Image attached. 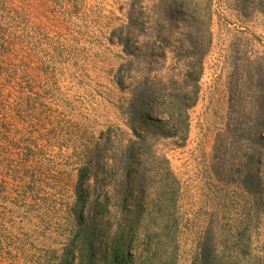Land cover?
Here are the masks:
<instances>
[{
  "label": "rangeland",
  "instance_id": "374dc122",
  "mask_svg": "<svg viewBox=\"0 0 264 264\" xmlns=\"http://www.w3.org/2000/svg\"><path fill=\"white\" fill-rule=\"evenodd\" d=\"M131 2L0 0V264H112L119 230L129 264H264V0H212L184 140L154 124L124 161Z\"/></svg>",
  "mask_w": 264,
  "mask_h": 264
},
{
  "label": "trees",
  "instance_id": "16d2710c",
  "mask_svg": "<svg viewBox=\"0 0 264 264\" xmlns=\"http://www.w3.org/2000/svg\"><path fill=\"white\" fill-rule=\"evenodd\" d=\"M211 4L212 0H174L166 7L165 0H132L128 5L124 38L119 36V41L124 43V93L129 95L124 116L136 140L124 147V161L152 147L148 128L154 124L167 138L184 140L188 111L199 100L204 60L212 44ZM79 178L76 201L85 206L88 217L74 231L86 237L107 208L98 199L86 198L91 184L85 190L83 172ZM114 237L112 264H129V239L123 230ZM102 261L109 264L105 254Z\"/></svg>",
  "mask_w": 264,
  "mask_h": 264
}]
</instances>
